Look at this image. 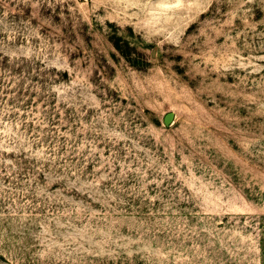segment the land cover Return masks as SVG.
I'll list each match as a JSON object with an SVG mask.
<instances>
[{
  "label": "rangeland",
  "instance_id": "374dc122",
  "mask_svg": "<svg viewBox=\"0 0 264 264\" xmlns=\"http://www.w3.org/2000/svg\"><path fill=\"white\" fill-rule=\"evenodd\" d=\"M0 264H264V0H0Z\"/></svg>",
  "mask_w": 264,
  "mask_h": 264
},
{
  "label": "water",
  "instance_id": "95a60500",
  "mask_svg": "<svg viewBox=\"0 0 264 264\" xmlns=\"http://www.w3.org/2000/svg\"><path fill=\"white\" fill-rule=\"evenodd\" d=\"M173 120V114L168 113L163 117V123L164 125H170Z\"/></svg>",
  "mask_w": 264,
  "mask_h": 264
}]
</instances>
